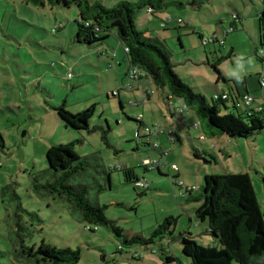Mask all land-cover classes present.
Here are the masks:
<instances>
[{"label":"rangeland","instance_id":"rangeland-1","mask_svg":"<svg viewBox=\"0 0 264 264\" xmlns=\"http://www.w3.org/2000/svg\"><path fill=\"white\" fill-rule=\"evenodd\" d=\"M88 1L112 8L120 1L138 0ZM167 1L183 6L171 4L154 15L143 8L134 20L136 29L165 44L174 71L209 104L219 94L217 89L230 90L235 80L244 92L240 79L258 78L262 88L251 95V106L241 102L239 110L259 111L264 106L263 67L253 53V41L247 32L226 35L225 31L231 32L229 22L233 21L241 29L239 20H243L254 32L264 0ZM168 16L175 18L163 24ZM76 19L75 6L46 3L42 7L26 0H0V134L4 142L0 152V264H24L16 262L12 253L21 239L27 247L38 248L44 242L57 248H78V264H160L164 251L186 263L180 235L219 250L218 240L206 233L207 222L196 217L200 203L192 197L199 194L206 175L246 173L263 211L264 128L247 139L206 136L183 99L167 100V90L157 88L148 76L128 79V65L117 67L106 55L114 52L115 57L116 51L124 55L115 29L104 46L107 51L102 46L89 47L75 41ZM213 25L218 31L215 51L213 44L203 45L198 36L207 35ZM231 47L246 50L249 57L232 54ZM257 47L264 51V46ZM217 63L232 78L226 84L217 83L212 68ZM62 104L72 114L93 107L90 125L108 129V144L98 130L66 126L55 111ZM226 105L227 110L219 106L220 113H236L230 101ZM258 117L264 122V109ZM70 141H79L75 149L90 164L70 184L87 185L90 204L106 206L105 216L126 235L145 239L172 216L176 218L172 237L124 246L106 228L94 230L95 226L84 223L62 196L37 189L55 179L46 160L47 150ZM127 168L133 169L143 187L125 179L123 169ZM197 186V191H189Z\"/></svg>","mask_w":264,"mask_h":264},{"label":"trees","instance_id":"trees-1","mask_svg":"<svg viewBox=\"0 0 264 264\" xmlns=\"http://www.w3.org/2000/svg\"><path fill=\"white\" fill-rule=\"evenodd\" d=\"M26 2L42 7L46 3L53 7L75 6L77 9V19L74 21L77 24L75 41L79 44L89 47L102 46L109 39L111 30L115 29L120 44L124 49H128L125 53L129 65L143 70L145 76L150 77L157 88L166 89L169 96L167 100L173 97L183 99L186 106L194 111L206 136L227 135L247 139L264 128V122L258 117L264 107L259 111L242 112L239 110L238 99L228 93L227 100L217 102L211 98L212 104H209L204 96L196 93L174 71L171 54L165 44L146 38L144 32L136 29L134 20L141 9L151 8L154 15L175 2L120 1L112 8H106L99 1L90 3L88 0H26ZM257 17L259 46H264V13L258 11ZM230 28L232 32L233 26L230 25ZM231 32H227L226 35ZM198 36L202 41L204 36L200 33ZM263 54L262 48L255 52L262 67ZM212 68L217 73L218 81L227 82L218 68V63L213 64ZM260 80L264 81L262 78ZM229 97L236 113L231 111L220 113V105L225 110L229 109L226 105ZM120 107L123 108L121 103ZM55 111L66 126L87 132L98 130L101 132V139L108 144V129L90 125L93 107L72 114L62 104L56 107ZM78 143L79 141H70L66 144H56L47 150L46 160L55 179L46 186L37 185L36 188H43L51 194L62 196L68 202L71 211L84 223L95 226L94 230H97V226L106 228L124 246L145 245L152 242L153 238H162L165 235L172 237L176 224V218L172 216L166 217L152 232L151 237L145 239L140 235H126L114 221L105 216L106 206L90 204L86 199L88 186L70 184L71 180L81 176L90 166L87 158L80 156L76 151L75 146ZM3 149L4 142L0 134V152ZM123 174L127 181L132 180L133 183L139 179L133 169H123ZM200 188L199 194L192 197V200L200 203L196 209V217L207 222L206 233L218 240L220 249L214 246L204 247L196 240L180 235L181 252L188 262H181L180 259L169 255L168 251H164L160 264H264V210L261 211L259 207L249 175L246 173L206 175ZM89 230L93 231L91 228ZM118 250H122L121 245L118 246ZM12 253L16 262L24 264H78L80 260L78 248L75 250L69 247L57 248L44 242L38 248L27 247L22 244V239L15 247L13 246ZM100 259L105 261V255L101 254Z\"/></svg>","mask_w":264,"mask_h":264},{"label":"crops","instance_id":"crops-1","mask_svg":"<svg viewBox=\"0 0 264 264\" xmlns=\"http://www.w3.org/2000/svg\"><path fill=\"white\" fill-rule=\"evenodd\" d=\"M167 1V0H166ZM135 2V1H134ZM168 2V1H167ZM175 3H177V2H175ZM180 6H183V5H180ZM259 11H262L263 13H264V9H262V10H259ZM169 17H171L172 19H174L175 17L174 16H169ZM183 22V21H182ZM223 22V21H222ZM239 22H240V24H241V29H238V27H237V25L235 24V22L233 21V22H229V24L230 25H232L233 26V28H234V30L232 31L233 33H235V32H237V31H239V33H241V32H247V35L250 37V39L253 41V44H254V47H253V53L255 54V52H256V50L258 49V47L257 46H259V44H260V36H259V29H258V25H257V28H254V32H250L249 30H248V28H247V26H246V23H244L243 22V20H239ZM212 28H214L213 30H211V29H209L210 31H209V33L207 34V35H203L202 33H200L202 36H204V37H209V36H215V42L217 43V41H218V34H217V29H216V27H215V25H213V27ZM258 30V31H257ZM231 32V33H232ZM228 35V34H227ZM109 39L108 40H106V44H104V45H102V47H104L105 45L107 46L109 43ZM257 42H258V44H257ZM215 45V44H214ZM214 45H212V46H214ZM216 46V45H215ZM213 47V49H214V51L215 50H217V48L216 47ZM120 47L122 48V45L120 44ZM105 49H106V51H107V49L108 48H106V47H104ZM252 48V47H251ZM110 49H112V48H110ZM231 51L230 52H232V54L233 53H235V52H237V55H240L242 58H244L245 56H247V55H249L248 54V52L245 50L244 52H242V51H238L236 48L234 49V47H231V49H230ZM112 51H113V49H112ZM111 53V54H110ZM112 54H114V52L112 53V52H107L106 53V55L107 56H111V58L112 59H114L116 62H117V67H125V66H127V65H129V63H128V61L126 60V53L124 52V55H122V56H120L119 55V51H116L115 52V57H113V55ZM263 56H264V54H263ZM234 57H236V55H234ZM249 56H247L246 57V59L248 58ZM126 64V65H125ZM111 67H112V65H111ZM122 70V69H121ZM221 72L223 73V76L225 77V79L227 80V82H228V80H229V78H230V76L226 73V72H224L222 69H221ZM144 77H146V76H144ZM122 79V78H121ZM142 79V78H141ZM230 79H232V78H230ZM223 83H227V82H225V81H222ZM240 82L243 84V89H244V92L242 91V89L239 87V85H237V83L235 82V80H234V82H233V87H231V89L230 90H224V89H221V88H219V89H217V91L219 92V93H228V94H231V95H234L237 99H240V97L242 96V95H245V94H250V95H252L253 94V92L254 91H258V90H260V86H261V84H259V81H258V78H256V77H252V75H249V76H247V77H244L243 79H240ZM217 83H219V81L217 80ZM229 86V85H228ZM261 88H262V86H261ZM109 91H110V93H114L115 91H114V88H109ZM108 92V91H107ZM229 101H231V97H229ZM264 107V106H263Z\"/></svg>","mask_w":264,"mask_h":264},{"label":"built area","instance_id":"built-area-1","mask_svg":"<svg viewBox=\"0 0 264 264\" xmlns=\"http://www.w3.org/2000/svg\"><path fill=\"white\" fill-rule=\"evenodd\" d=\"M262 4L264 5V1H262ZM147 10H148V13L152 14V9L151 8H147ZM172 21H173V19L168 16L166 18V20L163 21V24H168V23H170ZM177 22L178 23H182V19L181 18H177ZM230 31H231V28H230ZM227 32L225 31V33H227ZM214 40H215V36L213 35V36H209V37H203L202 42H203V45H207L209 43L214 42ZM124 51L127 52L128 49L125 48ZM261 53H262V51H261ZM127 76H128V79L133 80V81H137L139 78L144 77L145 76V73L143 72V70H141L137 66L128 65ZM67 77L68 78H71V74L68 73L67 74ZM261 77H262V80H263V77H264V63H263V74L261 75ZM126 87L129 88L128 84L125 86V88ZM213 99L215 101H218V100H227L228 99V94H226V93L216 94L213 97ZM241 102L245 103L248 106H251V104L253 103V97L250 94H245V95L241 96L240 99H238V104L239 105H240ZM149 163H150L149 160H145V164H149ZM134 184L137 187L138 186L139 187H143L144 186L143 185V182L140 181V179L136 180L134 182ZM193 190L197 191L198 190V186L189 189V191H193Z\"/></svg>","mask_w":264,"mask_h":264}]
</instances>
